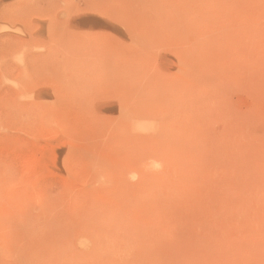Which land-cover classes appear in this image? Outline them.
<instances>
[{"label":"rangeland","instance_id":"374dc122","mask_svg":"<svg viewBox=\"0 0 264 264\" xmlns=\"http://www.w3.org/2000/svg\"><path fill=\"white\" fill-rule=\"evenodd\" d=\"M0 264H264V0H0Z\"/></svg>","mask_w":264,"mask_h":264},{"label":"bare ground","instance_id":"6f19581e","mask_svg":"<svg viewBox=\"0 0 264 264\" xmlns=\"http://www.w3.org/2000/svg\"><path fill=\"white\" fill-rule=\"evenodd\" d=\"M157 4V3H156ZM154 7V6H153ZM160 7V6H159ZM161 8V7H160ZM153 9V8H152ZM155 10V9H154ZM158 14H160V13H158ZM162 16V15H161ZM159 19V18H158ZM163 19V18H162Z\"/></svg>","mask_w":264,"mask_h":264}]
</instances>
